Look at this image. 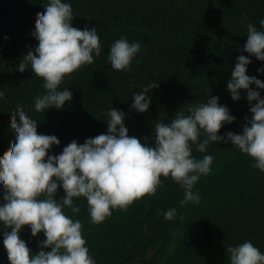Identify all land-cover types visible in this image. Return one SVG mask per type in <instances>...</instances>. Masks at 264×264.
Here are the masks:
<instances>
[{
	"label": "trees",
	"instance_id": "16d2710c",
	"mask_svg": "<svg viewBox=\"0 0 264 264\" xmlns=\"http://www.w3.org/2000/svg\"><path fill=\"white\" fill-rule=\"evenodd\" d=\"M44 2L12 0L0 26V94L8 101L0 105V159L15 142L10 119L18 105H25L37 118L38 132L58 137L59 144L49 150L52 154L72 139L82 143L85 137L105 132L101 110L111 106L126 113L127 134L147 137L141 143L149 144H154L151 130L157 118L166 122L176 110L186 111L189 104L206 100L208 95H217L218 103L226 104L236 117L223 124L218 134L226 129L240 132L244 117H251L245 90L234 101L225 84L247 38L240 18L246 13L259 28L264 0H69L74 15L71 24L95 26L101 54L64 78L62 86L73 93L64 107L35 112L32 97L44 91L42 81L31 70L22 76L18 65L37 43L31 34ZM6 3L0 0V17ZM121 34L141 44L128 71L112 68L105 58L109 45ZM261 64L264 61L252 56L246 73L264 80V72H256ZM153 80L158 87L149 90V108L131 110V92ZM259 91L264 96V89ZM206 152L213 160L210 172L194 184L193 190L200 193L198 203L181 204L182 188L163 176V185L154 194L134 199L126 210H112L99 223H90L85 198H73L79 211H65L81 221L82 235L97 264H228L226 246L245 239L264 252V171L253 166L252 157L223 140L210 142ZM203 154L193 148L194 156ZM63 194L58 185L54 198ZM169 207L177 213L166 220L163 210ZM19 236L33 252L38 250L37 240L44 238L42 232L32 236L27 225ZM0 261L10 264L2 237Z\"/></svg>",
	"mask_w": 264,
	"mask_h": 264
},
{
	"label": "clouds",
	"instance_id": "9594fccd",
	"mask_svg": "<svg viewBox=\"0 0 264 264\" xmlns=\"http://www.w3.org/2000/svg\"><path fill=\"white\" fill-rule=\"evenodd\" d=\"M43 5L44 11L37 16L31 34L37 43L18 65L22 76L31 70L42 81L44 91L32 97L35 112L64 107L73 95L62 86L64 78L101 54L96 27L71 24L74 15L69 0H45ZM240 20L247 34L243 52L249 55L240 52L235 56L225 84L234 101L241 97L240 90H245L251 117H244L246 122L240 132L226 129L218 134L223 124L236 117L213 94L189 104L186 111L176 110L166 122L157 118L151 130L154 144L141 143L147 137L128 135L123 122L126 113L111 106L101 110L105 132L85 137L82 143L72 139L60 152L52 154L49 150L59 144L58 137L38 132V120L26 111L25 105L11 112L10 131L15 134V142L0 159V237L10 264H97L82 235L81 221L65 211H79L73 198H85L90 223H99L112 210H126L134 199L154 194L157 186L162 187L163 176L171 177L182 188L181 204L198 203L200 193L193 189L198 179L211 170L213 156L206 152L210 142L231 143L252 157L254 167L264 171V96L259 91L264 89V80L246 73L252 56L264 61V17L258 21L259 28L246 13ZM140 50V41H129L121 34L111 42L105 58L112 68L128 71ZM256 72H264V64ZM154 87H158L157 80L132 91L129 108L146 111L152 100L149 90ZM7 102L0 94V105ZM193 148L204 154L194 156ZM58 185L64 194L55 199ZM176 213L175 207H169L163 210V217L172 219ZM156 214L160 215L161 210L157 209ZM25 225L32 236L43 233L35 252L19 236ZM226 252L228 264H264V252L248 239L228 244Z\"/></svg>",
	"mask_w": 264,
	"mask_h": 264
},
{
	"label": "water",
	"instance_id": "95a60500",
	"mask_svg": "<svg viewBox=\"0 0 264 264\" xmlns=\"http://www.w3.org/2000/svg\"><path fill=\"white\" fill-rule=\"evenodd\" d=\"M11 1L12 0H7L6 6L4 8V11L2 12L1 17H0V26L2 25V23L4 21V18L6 16V14H7V11H8V8H9V5H10Z\"/></svg>",
	"mask_w": 264,
	"mask_h": 264
}]
</instances>
